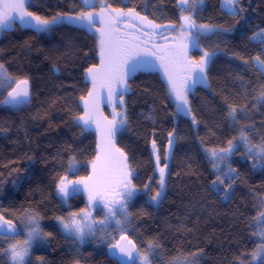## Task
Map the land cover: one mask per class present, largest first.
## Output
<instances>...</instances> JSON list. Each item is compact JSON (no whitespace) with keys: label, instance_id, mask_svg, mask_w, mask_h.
<instances>
[{"label":"snow or ice","instance_id":"obj_1","mask_svg":"<svg viewBox=\"0 0 264 264\" xmlns=\"http://www.w3.org/2000/svg\"><path fill=\"white\" fill-rule=\"evenodd\" d=\"M250 5L251 0H219L218 18L205 19L206 0H173L171 9L162 0H0V35L19 31L44 39L67 28L92 40L87 50L70 40L48 51L31 39L23 42L24 59L34 50L42 53L57 78L61 67L74 69L35 109L33 76L23 61L11 69L0 49V106L13 113L32 109L33 122L46 120L57 130L66 126L71 134L51 160L33 154L27 134V150L22 145L19 156L0 160V168L7 169L0 171V194L8 183L14 189L32 185L36 164L52 165L49 189H30L29 195L39 192V201L0 203V264H48L34 249L57 237L69 245L71 264H81V249L90 242L103 245L109 264H202L205 250L195 241L202 239L198 225L204 213L211 216L209 205L237 198L250 202L238 205L233 215L250 230L253 246L226 264H264V22L253 26ZM229 38L243 47L228 48ZM222 58L238 62L224 78L216 73ZM248 72L255 79L246 77ZM141 77L142 86L136 84ZM134 91L155 98L149 111L136 114ZM200 92L212 100H198ZM156 99L161 112L171 108L168 129L158 123ZM0 131L8 129L0 126ZM81 138H91L88 149L75 143ZM189 139L194 154L187 160L198 158V166L186 162L178 171L173 164ZM141 156L151 165L143 182ZM257 173L260 185L249 182ZM174 177L183 211L174 222H164L181 245L170 253L161 233L145 238L136 222L168 200ZM52 194L63 211L51 215L55 223L46 228L41 205ZM81 195L85 206L73 210L71 201ZM241 207L249 209L247 215Z\"/></svg>","mask_w":264,"mask_h":264},{"label":"trees","instance_id":"obj_2","mask_svg":"<svg viewBox=\"0 0 264 264\" xmlns=\"http://www.w3.org/2000/svg\"><path fill=\"white\" fill-rule=\"evenodd\" d=\"M51 3L56 4L58 0H50ZM63 4H67L69 0H59ZM219 0H206L207 8L205 13V19L209 15L213 19L218 18V13L216 7L218 6ZM173 0H162V6L166 9H171ZM43 11V9H40ZM249 16L254 17L255 24H261L264 22V0H251V5L249 6L248 13ZM167 15L172 16V12L168 11ZM31 39L36 48L44 49L46 51L51 50L53 45H58L63 47L67 41H72L81 48L87 50L92 46V40L88 37L82 36L79 32L69 31L65 28L59 34L51 38H31L30 33L26 32H12L4 35H0V49H3V56L6 57L10 63V68L15 69L20 66L21 61H23L24 67L33 76L34 83L37 87L38 98L34 100L33 109L39 106L40 100L49 94V91L55 92L61 81L68 79L66 76L67 71L74 70L71 66L67 69L61 67V75L57 78L52 74L51 61L44 58L43 54L34 50L28 54V58L24 59V49L21 47L25 40ZM228 48H242L243 42L237 39L229 38ZM16 59H13V58ZM238 62L233 61L231 64L221 59V63L218 64L216 73L221 77H227L228 73L236 69ZM246 77H252V73H245ZM255 79V77H252ZM144 77L137 80L136 84L142 86ZM230 82V81H229ZM215 83V81H214ZM134 85V89H135ZM207 97L212 100V97L206 92H200L197 99ZM133 98L136 103L133 105V109L138 114L140 111H149L153 106L154 97L141 95L139 91H134ZM216 102H219V97L215 98ZM157 107L158 123L163 126L164 129L170 127L171 121L173 120L171 113V108H169V114H165L160 111L159 100H155ZM32 109L23 113H13L8 109L0 106V126H6L8 131H0V160L7 159L14 156H19L21 154L22 145L25 146L27 150V141L24 140L25 134L31 140V150L33 154L40 153L43 156H47L50 160L52 154H54L60 147V143L71 139V134L68 133L66 126H62L59 130L53 128L49 129L47 127V121L41 120L38 122H33L30 119V114ZM55 118V117H54ZM259 113H256L257 123L260 120ZM180 128L182 131L187 132L188 128L186 123L180 122ZM203 134V130H201ZM191 135V134H189ZM51 138V142H50ZM133 139H136L133 137ZM82 149L86 150L91 145V138L76 140V144H81ZM141 143V141H137ZM193 141H189L181 145L182 151L178 152L177 161L173 164L176 170H180L186 162L192 163L193 167L198 166V158H193L188 161V156H193L194 149L192 147ZM82 149H78L81 151ZM39 159V156L37 157ZM142 160L145 161L143 167L139 168L140 182H143L151 175V165L146 162V157L141 156ZM239 155L236 157L237 161H240ZM26 163V161H25ZM51 163L48 167H44L43 162L38 163L34 166L35 179L32 185H24L21 189H14L10 183L3 186L2 194H0V203L5 206H20L30 204L33 201H39L40 194L37 191H32L29 195L30 189H35L36 185L41 188L49 189L50 176L49 168H51ZM200 171H204L202 166H199ZM244 169L242 168V171ZM0 171L6 172L7 169L0 168ZM207 173L205 172V176ZM11 177H9V180ZM194 180L195 178L184 177L185 182L188 180ZM178 178H173V186L169 190V198L166 200L159 209H151V215L139 219L137 223V228L139 229L141 235L145 238L155 235L157 233L162 234V238L165 242L166 251L172 252L173 249L181 247L177 242L176 236L165 230L164 222L165 220L175 221V215L180 214L183 211L181 205V189L180 185L176 183ZM255 182L260 185V176L257 173L249 177V182ZM195 187V184H192ZM242 192L246 193L247 188H242ZM11 196V198H9ZM187 203V200H184ZM250 203L242 198H237L232 204H222L215 203L214 205H209L210 209H214L211 216L204 213L202 217V222L198 225L199 235L202 238L200 241H195L200 247H203L205 254L203 256L202 264H226L227 260H231L234 255L242 252L244 249H251L252 241L249 239L250 230L247 228L246 224L242 219H238L233 215L234 209L238 205ZM73 210L78 208H83L86 204V198L81 195L74 198L71 201ZM44 211L45 219L43 225L48 228L55 222L51 219V215L60 214L63 209L58 204L57 199L54 194L49 195L45 200V203L41 205ZM138 210V209H137ZM241 211L247 215L249 209L247 207H241ZM207 237V239H204ZM255 239V238H253ZM69 245L57 237L56 241L50 246H43L34 249L35 255L43 256L48 264H71L72 255L68 251ZM184 247H190V245H184ZM83 260L81 264H84L86 260L88 264H109V261L105 255V249L103 245L98 246L97 243H88L82 249ZM91 253V255H89Z\"/></svg>","mask_w":264,"mask_h":264},{"label":"rangeland","instance_id":"obj_3","mask_svg":"<svg viewBox=\"0 0 264 264\" xmlns=\"http://www.w3.org/2000/svg\"><path fill=\"white\" fill-rule=\"evenodd\" d=\"M106 111H107V109H106ZM95 214V213H94Z\"/></svg>","mask_w":264,"mask_h":264}]
</instances>
